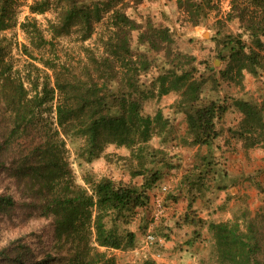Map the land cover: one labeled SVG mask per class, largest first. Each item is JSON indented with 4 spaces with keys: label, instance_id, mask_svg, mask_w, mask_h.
Wrapping results in <instances>:
<instances>
[{
    "label": "rangeland",
    "instance_id": "374dc122",
    "mask_svg": "<svg viewBox=\"0 0 264 264\" xmlns=\"http://www.w3.org/2000/svg\"><path fill=\"white\" fill-rule=\"evenodd\" d=\"M20 1L18 22L28 16L51 39L50 22L59 19L62 1L53 0L44 13L31 12L36 0ZM195 1L201 3L200 9L193 10L196 23L179 0H123L116 6L136 22L137 28L129 34L131 50L145 53L149 63L140 78L146 95L141 112L155 119L146 141L133 146L108 143L93 155L84 135L66 132L57 124L59 95L55 93L51 108L24 142V147L33 146L42 140L41 130L43 134L58 131L55 142L60 156L69 163L75 183L94 197L95 185L104 178L146 193L144 205L108 218V227L117 233L134 235L131 244L119 249L101 248L116 264H219L212 224L233 220L240 221L242 227L253 221L261 230L264 247V126L259 129L258 119L246 121V114L236 105L237 101H249L257 106L264 125V50L255 52L250 32L230 15V0ZM112 13L113 9L108 10L93 22L88 39L82 38L84 30L75 26L69 34L52 38L54 46L30 43L18 22L11 29L0 30V38L6 37L2 44L11 46L14 76L25 81L30 90L29 78H37L41 85L53 84L54 70L43 64L51 60L55 71L70 67L82 79L89 75L98 79L104 94L123 90L120 74L116 78L113 69L105 70L97 63L102 54L112 57L118 40L120 28ZM148 26L168 30L172 38L168 51H156L140 42V32ZM233 47L244 50L242 58L231 60ZM250 53H255V60H247L245 54ZM243 64L246 66L239 72ZM182 73H187V81L200 83L196 101L193 94L183 96L181 90L160 94L162 76L168 74L170 83ZM212 102L220 107L214 120L218 135L209 144H194L188 115ZM3 110L1 104V143L11 129L9 113ZM247 129L254 135L249 140L253 146L245 141L246 132L242 133ZM19 157L15 149L0 156V196L15 201L0 210V249L24 244L38 261L49 254L52 258L67 255L65 248L57 246L54 216L43 212L46 199L41 182L19 175L15 164ZM94 237L93 231L91 240Z\"/></svg>",
    "mask_w": 264,
    "mask_h": 264
},
{
    "label": "trees",
    "instance_id": "16d2710c",
    "mask_svg": "<svg viewBox=\"0 0 264 264\" xmlns=\"http://www.w3.org/2000/svg\"><path fill=\"white\" fill-rule=\"evenodd\" d=\"M61 1L60 17L57 21L50 22L49 26L52 38L67 35L73 27L78 26L84 30L82 38L88 39L93 33V22L100 20L108 10L113 9L115 26L120 28L118 40L113 46L112 57L102 54L97 63L101 67L105 66V70L113 69L116 78L120 74L118 81L123 90L111 95L104 94L98 79L91 75L87 80L82 79L70 67L55 71L56 66L51 60L43 61V64L54 70L53 84L45 82L41 85L42 82L37 78H29L30 90L25 81L14 76L11 46L2 44L6 37L0 38V105H4L3 111L9 113L11 118V129L7 138L0 142V156L15 149L21 157L15 160L19 175L33 176L41 182V192L46 199L43 212L54 216L55 239L59 243L57 246L60 249L65 248L67 253L56 258L49 254L47 258L38 261L27 245H9L0 249V264H116L114 257L108 256L101 248L119 249L124 244H131L134 235L131 232L124 236L117 233L113 227H108V218L122 214L124 209L142 206L147 201L143 190L118 185L108 178L95 185L96 197L77 185L69 163L65 157L60 156L61 149L55 142L58 131L43 134L41 130L42 140L33 146L30 143L29 147H24L33 126L51 108L52 105L49 104L54 100L55 93L59 95L55 106L57 124L66 132L73 131L84 135L89 152L93 155L101 153L108 143L133 146L139 141H146L155 122V119L144 116L141 112V100L146 95L140 87V78L148 70L149 63L145 53L131 50L129 34L137 27L136 22L123 8L116 7L123 0ZM52 2L53 0H36L30 10L44 13ZM179 4L196 23L193 10L200 9L201 3H196L195 0H179ZM20 5V0H0L1 31L16 26L17 7ZM230 6V15L238 18L250 32L256 47L255 52L259 53L258 49L264 50V0H230ZM19 23L30 43L36 46H54L52 38L45 37L36 21H30L26 16ZM139 40L156 51H168L172 43L167 29L153 26L140 32ZM233 49L231 60L243 57V49ZM119 50L124 53L121 54ZM245 57L250 61L256 59L255 53L245 54ZM245 66L241 65L239 72ZM186 74L175 75L170 83L168 74L162 76L160 94L181 90L183 96L188 92L193 94L196 101L199 98L200 83L187 81ZM124 88L127 90L124 91ZM236 105L246 114V121L258 119L259 129L262 130L264 125L260 121L257 106L249 101H237ZM224 108L223 111L226 110ZM219 109L212 102L188 115L189 131L194 144H209L217 137L214 120ZM244 132L245 141L253 146L249 141L253 138V133L250 129L242 133ZM62 142L64 143L63 140ZM14 204L11 196H0V210L4 211ZM212 229L219 264H264L263 235L253 221H249L246 227H242L238 220L213 223ZM93 231L95 237L91 240Z\"/></svg>",
    "mask_w": 264,
    "mask_h": 264
}]
</instances>
